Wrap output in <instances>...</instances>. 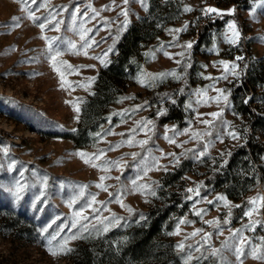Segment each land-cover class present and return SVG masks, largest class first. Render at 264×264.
Returning <instances> with one entry per match:
<instances>
[{"label":"rangeland","instance_id":"374dc122","mask_svg":"<svg viewBox=\"0 0 264 264\" xmlns=\"http://www.w3.org/2000/svg\"><path fill=\"white\" fill-rule=\"evenodd\" d=\"M168 1L145 0V8L139 0H130L127 5L123 0L115 3L113 0H37L35 4L26 0L25 5L21 0H0V165L3 166L0 185L4 186L0 187V264H74L78 247L104 241L110 232H125L142 224L149 209L171 200L178 202V211L166 237L173 242L183 264L186 260L187 264H241V261L242 264H264V259L251 255L252 248L258 247V254L264 256V206L258 203V210L251 217L244 215L253 207L249 203L251 199L264 196V84L250 83L246 87L243 82V75L252 65L258 66L261 72L264 70V40L260 39L264 37V0H173L180 3L182 13L144 51L126 90L109 106L104 121L80 142L86 145L72 139L81 126L83 107L94 92L95 81L118 53L124 34L148 15L153 3ZM41 4L47 7H39ZM185 6L192 11L185 12ZM206 7L217 8L225 14L205 16L201 10ZM77 8L79 13L75 12ZM91 9L99 12L95 19ZM122 9L128 10L129 24L126 30L118 32L125 19L120 15ZM229 9L235 11L227 14ZM29 10L35 11L42 20L50 13L55 19L41 31L37 26L41 21L34 23L27 18ZM13 17L19 18V27L11 26ZM217 20L222 25H211L219 24ZM57 21L62 22L60 30H51ZM229 21L235 22L240 33L235 45L227 42L231 37ZM81 23L86 29H92L86 39L96 41L87 49V55L80 50ZM186 24L188 27L184 29ZM206 26L209 29L202 37L201 31ZM175 29L182 31H170ZM117 35L119 40L113 51L105 57ZM42 37H59L77 46L75 50L68 44L60 47L62 54L57 61L66 62L62 67L57 65L64 73L63 81L47 58L48 43ZM188 42L193 44L191 49L184 47ZM165 52L169 55H164ZM238 56L243 59L236 60ZM97 57L105 59L107 66ZM221 60L230 66L235 63V73L225 72ZM171 72L180 79L171 75L151 79ZM92 77L95 80L89 83ZM216 89L223 90L228 100L211 99L219 95ZM201 90L205 95L197 94ZM74 105L80 108L79 112ZM174 111L179 113L175 118ZM213 112L221 115L212 117L209 114ZM147 120L152 121L148 126L151 131L144 129L143 124L138 126V122ZM203 120L210 123H202ZM184 129L189 132L177 134ZM230 131H235L238 139L233 140L228 135ZM192 132H199L201 136L192 138ZM165 137L175 139L176 143H169ZM129 138L134 140L132 145L123 143ZM140 140L147 143L140 146L136 143ZM249 142L256 145L258 152L248 163L250 170L244 171V178L250 177L245 194L235 199L224 190L227 185L216 187L212 179L217 173L224 174L231 158L248 148ZM5 147L7 154L3 151ZM101 151L102 158L90 163L77 155L83 152L92 157ZM162 152L175 156H162ZM200 152L205 154L200 156ZM132 153H137L135 158ZM153 157L157 158L159 168L151 165ZM13 161L15 166L9 171ZM110 161L119 162L120 166L108 164L110 171H102L101 166ZM144 164H150L152 170L137 180V184L150 185V190L142 193L131 181L138 175L143 176L137 165ZM21 170L23 177L19 176ZM179 170L184 173L179 175ZM44 175L48 177V187L45 195L37 200L40 177ZM101 176L108 177L103 181L107 191L96 187L101 183ZM14 178L25 185L18 202L7 190ZM61 182L65 184L63 189ZM69 183L86 186L84 195L71 207L73 189ZM189 188H198L199 195L188 192ZM151 190H155V196ZM120 193L132 212L115 202L114 196ZM92 196L96 202L88 207ZM219 196L227 199L228 207ZM82 208L81 216H76ZM197 211L201 214L196 215ZM83 225H87V231ZM44 228L47 232L42 233ZM105 228L108 230L104 231ZM177 229L178 234H169L176 233ZM197 229L201 231L191 235ZM237 229L241 230L238 236L245 239L239 260L235 254V247H241L239 238H232ZM75 234L83 238L68 242L67 247L73 251L50 254L49 239L56 237L51 247L58 249L64 237ZM206 234L210 236L207 240ZM225 241L230 245L227 249L222 247ZM180 244L184 245L183 249L178 247ZM213 249L220 252L212 255Z\"/></svg>","mask_w":264,"mask_h":264},{"label":"trees","instance_id":"16d2710c","mask_svg":"<svg viewBox=\"0 0 264 264\" xmlns=\"http://www.w3.org/2000/svg\"><path fill=\"white\" fill-rule=\"evenodd\" d=\"M181 13L182 8L177 1L153 3L148 15L124 34L118 45V53L100 72L95 81L94 92L84 104L81 126L72 138L77 144L86 145L80 142L85 141L88 132L104 121L109 106L126 90L138 62L145 55L144 51L161 35L163 28L176 21ZM217 22L219 24L211 25H222V21ZM208 29L209 26H206L201 31L202 37ZM243 82L246 87L250 83L264 84V70L261 72L258 66L252 65L249 72L243 75ZM177 115L179 113L174 111L173 117ZM257 152L256 145L249 142L248 148L245 147L231 158L224 174L217 173L213 177L214 185L217 187L225 184L228 187L224 190L230 197L241 198L250 179L244 178V171L250 170L248 163L256 157ZM178 173L182 175L184 171L179 170ZM177 203L171 200L165 204H157L149 209L142 224L125 232H110L104 241H94L88 246L78 247L74 264H183L173 242L166 237L167 231L174 225Z\"/></svg>","mask_w":264,"mask_h":264},{"label":"snow or ice","instance_id":"6c2138e0","mask_svg":"<svg viewBox=\"0 0 264 264\" xmlns=\"http://www.w3.org/2000/svg\"><path fill=\"white\" fill-rule=\"evenodd\" d=\"M129 2H130V0H123V4H125V5L129 4ZM139 2L145 8L147 7V5L145 4V0H139ZM21 3H22V5H25L26 4V0H21ZM32 3L33 4L37 3V0H32ZM113 3H115V0H113ZM39 7H47V5L46 4H41V5H39ZM39 7L37 8V10H39ZM88 7L91 8V5H89ZM105 7H107V6H105ZM91 10L95 13V15L92 17V19H95V17L99 15V12L96 11L95 9H91ZM184 11L185 12H190V11H192V8L189 7V6H185L184 7ZM201 11H202L203 15H205V16H208L209 14H212V13H215L217 16H222V15L225 14L221 10H219L217 8H214V7H206L204 9H202ZM234 11H235V9H229L227 14H231ZM75 12L76 13H79V8H77L75 10ZM120 15H123L125 17V19H124V21L122 23L121 28L118 29V32H122V31L126 30L127 27H128V24H129V21L127 19V17H128V10L127 9H122ZM84 16H87V13H84ZM27 18L30 19V20H32L34 23L37 22V21H41L40 23L37 24V26L41 29V31H43L48 26V24L51 23L52 20L55 19V16L52 13H50L49 16L44 17L43 20H42L41 17H39V16H37L35 14V11L29 10L28 11ZM73 20L75 21V14L73 15ZM18 21H19V18L18 17H13L12 18V24H11V26L12 27H19ZM60 23H62V22L61 21H57L53 25V27H52L51 30L59 31L60 30ZM5 26H8V25H5ZM227 26H228L229 31L231 32V37L230 38H227V42L230 43V44L235 45V44L238 43V41L240 39V33H239V31H237L236 24H235L234 21H229ZM187 27H188V25L186 24L184 26V29H186ZM73 30H75V29H73ZM91 31H92V29H86L84 27V24L83 23H81L79 25L78 34H79L80 40L83 41V44L80 46V50L83 51V54L84 55H87V49L89 47H91L94 43H96V41L94 39H86L88 33L91 32ZM170 31L179 32V31H182V29H175V30H170ZM42 38L45 39L47 41V43H48V48H47V53H46L47 58L51 61V64H52L53 69L59 73V75L61 77V80L63 81V79H64V73L61 72L60 71V67L57 66L58 63L61 65V67L66 64V62H58L57 61V57L62 54V52L60 51V47H61L62 44H68V45H70L71 49L75 50L77 46L72 41H70V40H64V39H61L59 37H52V38L42 37ZM260 39L261 40H264V37H261ZM117 40H119V35H117L115 37V39L113 40V46H110L109 49L104 53V56L105 57H107L108 54L113 51L114 45H115V43H116ZM57 41H59V43H57ZM184 47L186 49H191L193 47V44H192V42H188L187 44L184 45ZM13 50H15V49H13ZM164 55L168 56L169 54L167 52H165ZM181 55H183V54L181 53ZM97 59H100L101 64H104L105 66H107V61L105 59H102V58H99V57H97ZM241 59H243V57H239V56L236 57V60H241ZM177 63H179V61H177ZM220 64L223 65L225 72L231 71V72L235 73V69L237 67V65L235 63H232L231 66H230L228 62H225V61L221 60L220 61ZM67 67L69 69L72 68L71 65H67ZM168 75H171L172 77H174L176 79H180V77L177 76V74L175 72H171V73H160V74H158V77L157 76H152L151 79H153V80H155L157 78L163 79V78L167 77ZM223 78L226 79L227 77L225 76ZM94 80H95V77H92L90 79V82L89 83H91ZM140 83H143V80H141ZM62 86H63V84H62ZM81 86L82 87H85L84 85H81ZM216 91L219 93V95L216 96V97H212L211 99H213V100H215L217 102H219L221 98L224 101H227L228 100V97L226 95H224L223 90L216 89ZM197 94L200 95V96H203V95H205V92L203 90H201ZM126 98L127 97L122 98V99H126ZM204 102L207 103V100H205ZM173 103H175V101H173ZM245 103H247V100L245 101ZM74 108H75V111L76 112H79L80 111V108L78 106H75L74 105ZM160 114H163V113L161 112ZM209 115H211L212 117H218V116L221 115V113H219V112H213V113H210ZM77 119H79V117H77ZM201 122L202 123H205V124L210 123L207 120H203ZM140 124H143V128L144 129H147L148 131H151V128L148 127L149 125L152 124V121L151 120L138 122V126ZM73 131H75V129H73ZM130 131L135 132V129H131ZM173 131H174V129H173ZM188 132H189V129H184V131L182 133H177V134H186ZM109 134H113V133L109 132ZM97 135H99V134H97ZM121 135H123V134H121ZM191 135H192V138H199L201 136V133H199V132H192ZM228 135L231 136V138L233 140L238 139V134L235 131L228 132ZM165 138L168 139V142L171 143V144H175L176 143L175 139H172V138H169V137H165ZM133 142H134L133 138H129V139L123 141V143L128 144V145H132ZM136 143H138L140 146H143L144 144L147 143V141L146 140H140V141H138ZM177 146L179 147V145H177ZM116 147H119V145H117ZM206 150H207V145H205V152H206ZM3 151H4L5 154H7V152H8L7 147H5L3 149ZM205 152H200L199 155L200 156H203L205 154ZM77 155H79L81 157V159L84 160L85 163H90L93 160H100L102 158V156L104 155V153H103V151H101L99 154H94L92 157H89L86 153H83V152H79V153H77ZM136 155H137V153H132L133 158H135ZM164 155H166V156H175L174 153L164 154L162 152V156H164ZM15 163L16 162L13 161L12 164L9 165V171H11L14 168ZM108 164H111V165H113L115 167H119L120 166L119 165V162L110 161V162H106L104 165H102L101 166V170L104 171V172L110 171V168L107 166ZM151 165H156L157 168H159V164H158L157 158L153 157V159L151 161ZM151 165L150 164H144L143 167H140L139 165H137V167L139 168L140 172H142V174H143V176H139L138 175L136 179H134V180L131 181L133 187L137 191H140V192L143 193L144 191H149L150 190V185H148L147 183H145V184H137V180L142 179L143 177H146L147 176L148 172L152 170V166ZM92 166L93 167H97V165L95 163H92ZM2 167L3 166L0 165V168H2ZM164 170L167 171V168L165 167ZM23 175H24L23 170H21L19 172V176L20 177H23ZM107 178L108 177H106V176H101L99 178L100 181H101V183L97 184L96 187H98V188H100V189H102L104 191H107V187L103 183V181L105 179H107ZM116 179L119 180L120 178L119 177H116ZM40 181H41V190H40L39 196L36 197L37 200H40L41 197H43L45 195V189L48 187V177H47V175H44L43 177H40ZM69 186L73 189V195L70 197V200H69V207H71L80 197H82L84 195V189H85L86 186L85 185H76V184H72V183H69ZM0 187H4V186L3 185H0ZM24 187H25V185L21 184L20 180L14 178V183L12 185L8 186L7 187V190L13 196H15L16 201L18 202L20 200V198H21L20 197V193L23 191ZM33 187H35V185H33ZM64 187H65L64 182H61L60 188L63 189ZM76 189H78V192L75 191ZM187 191L188 192H196V194L199 195L198 188L197 189L189 188V189H187ZM109 195L112 196L113 194L110 193ZM122 195H123V193L116 194L114 196L115 202L120 203V206L122 208H127V210L129 212H132L133 210L130 207H128L127 205H125L123 203V200L121 199V196ZM151 195H153V196L156 195L155 190H151ZM189 198H191V197H189ZM218 199L224 201V206L225 207H228L229 206V202L227 201V199L224 196H219ZM46 202L47 201L45 200L44 203H46ZM95 202H96V198H95V196H92L91 201L88 202V205L87 206L88 207H91L92 203H95ZM209 203H212V201H209ZM249 203L253 207H251L250 209H248L244 213V215L245 216H248V217H251L252 213L258 210L257 207H256L258 203L261 206H264V196H257L255 198L251 199L249 201ZM237 207H239V205H237ZM105 210H107V209H105ZM82 211H83V208L81 209L80 212L75 213V215L76 216H81ZM94 211H95V209H94ZM200 214H201L200 211H197L196 212V215H200ZM229 215H231V212H229ZM83 219L87 220L88 218L87 217H83ZM141 219H144V217L141 216ZM227 222L228 221L226 220L225 223H227ZM181 223H184V221H181ZM206 223H212V221H207ZM72 226L73 227L76 226V221L73 222V225ZM82 228H83L84 231H87V225H83ZM107 230H108L107 228L104 229V231H107ZM41 231H42V233L43 232H47V228H44ZM178 231H179V229H177V232L176 233H169V234L170 235L171 234H178ZM200 231H201V229H197L195 232L191 233V235L194 236L197 233H199ZM240 231H241L240 229H237L236 232H234L232 234V238L233 239L239 238V243L241 245V247H235V254H236V257H237L238 260L243 255L242 245H244V243H245V239L242 236H238V234L240 233ZM77 238H83V237L79 236V234H75V235H72V236L64 237L63 238V242L59 245V248L58 249H54L53 247H51V244H52V240L56 239V237L53 236L47 242L48 243V246H49L48 247V251L53 256H56V255H59V254H67V253L73 251V249L67 247L68 242L70 240H75ZM209 238H210L209 234H206L205 235V240H207ZM178 247L180 249H183L184 245L183 244H180V245H178ZM222 247L225 248V249L229 248L230 247L229 242L228 241H225L224 244L222 245ZM197 251H199V249H197ZM219 252H220V249H213L212 250V255H217ZM258 253H259L258 247H253L252 248V251H251L252 257L253 258H257V259H264V256H260ZM188 259H191V256H189ZM185 264H187V260L185 261ZM241 264H242V261H241Z\"/></svg>","mask_w":264,"mask_h":264}]
</instances>
